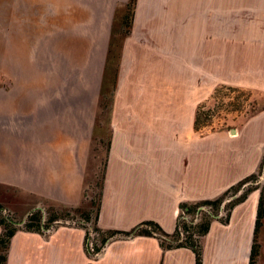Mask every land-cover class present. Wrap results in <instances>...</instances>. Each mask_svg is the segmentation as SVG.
<instances>
[{"label":"crops","instance_id":"crops-1","mask_svg":"<svg viewBox=\"0 0 264 264\" xmlns=\"http://www.w3.org/2000/svg\"><path fill=\"white\" fill-rule=\"evenodd\" d=\"M128 1L26 0L15 20L1 0L0 204L16 220L38 208L90 207L84 187L110 41ZM58 18L66 29L59 47ZM249 27L234 33L233 0H135L130 32L115 33L100 230L151 220L170 234L180 203L215 198L259 171L264 35ZM220 86L256 94L258 109L235 127L195 128L198 107ZM261 181L227 222L212 219L202 264H249ZM85 240L84 226L65 221L48 232L16 227L4 264H195L192 249L155 235L115 236L95 255ZM258 242L256 264H264V216Z\"/></svg>","mask_w":264,"mask_h":264},{"label":"rangeland","instance_id":"rangeland-1","mask_svg":"<svg viewBox=\"0 0 264 264\" xmlns=\"http://www.w3.org/2000/svg\"><path fill=\"white\" fill-rule=\"evenodd\" d=\"M8 6L11 16L16 20L18 12L23 14L26 11V0H8ZM1 4V0H0ZM125 9V8H124ZM124 12V10H123ZM122 12V14H123ZM1 16V13H0ZM63 14L58 13V17H62ZM10 17V18H12ZM58 18L57 22V37H58V47L59 41L65 36L64 22ZM233 21H234V33L240 31L239 27L241 23L247 24L249 28L246 30L249 32L250 36H255L257 34L264 35V28L257 29L251 26H256L257 24H264V0H233ZM259 22V23H258ZM117 27V25H116ZM117 30V29H116ZM43 31V30H42ZM43 34V32H42ZM113 40L112 53L109 57V65L112 69L115 67L116 55L118 53V40L117 36ZM1 67V62H0ZM42 67H47V61L42 60ZM112 75V70L108 71V77L105 79L103 88L104 91L109 92L110 90V77ZM44 79H47L45 77ZM258 109L256 94L240 89H230L228 87H222L218 89L217 92L213 93L206 101L202 102L199 110V122L198 128L203 131H209L219 128H230L235 127L242 119L251 115L254 111ZM98 125L95 131L96 140L94 141L92 148V157L90 158V164L87 169V178L84 187V202L88 206L90 201V209L92 211V219L95 215L96 201L98 199V194L100 190V169L104 163L105 149L108 141V126L107 112L103 111L98 115ZM263 169V168H262ZM261 187L264 186V176L260 183ZM230 197V196H229ZM228 198V197H227ZM231 200V199H230ZM229 201V200H228ZM226 201V202H228ZM93 204V206L91 205ZM89 209V207H88ZM87 210L84 207L76 208L73 210H61L58 214L62 217L59 220L81 218L82 211ZM208 211L205 207L198 208L194 213H188L180 211L179 221V237L174 241L172 238H167L166 242L177 243L181 242L187 233L192 232V230L185 231L182 228L183 224L190 225L195 224L201 217L202 212ZM31 216V215H30ZM48 216V212H47ZM0 220H2L0 218ZM16 221V220H15ZM14 220H9L7 222L15 226L16 222ZM26 222H33L37 225L36 221H31L28 219ZM93 228V220H90ZM16 227V226H15Z\"/></svg>","mask_w":264,"mask_h":264},{"label":"trees","instance_id":"trees-1","mask_svg":"<svg viewBox=\"0 0 264 264\" xmlns=\"http://www.w3.org/2000/svg\"><path fill=\"white\" fill-rule=\"evenodd\" d=\"M134 5H135V0H129L126 5L123 14L120 17V25L119 28L117 29V33L121 36L126 35L130 32L131 28V22L133 18V12H134ZM112 35V39L110 41V49H109V55H108V65H107V70H112V75L110 77V81L112 83V87H110V91L103 92L102 94V109L103 111H108L109 109V103L112 99V91L114 89V83H115V76H116V69L110 67L109 65V57L112 53V45H113V40L115 41V33ZM118 40V38H117ZM119 41V40H118ZM118 46V44H117ZM117 57V55L115 56ZM107 71V72H108ZM108 77V74H107ZM224 86L217 87L213 93L217 92L218 89L222 88ZM228 87V86H227ZM230 89H234L233 87H228ZM212 93V94H213ZM199 110L200 106L197 109L196 112V117L194 121V126L195 128H198V122H199ZM110 146V141H107V146L105 149V158H104V163L102 165V168L100 169V190L98 194V199L95 203L96 208H95V215L92 219V211L89 207V209L82 211V216L85 221L90 222V220H93L94 224V229L100 233L101 236V243H104L108 237H112L115 234H122V235H135V234H145V235H155L159 238L160 242L162 245H166L168 247L172 246H186L192 249V251L195 254V264H202V246H201V237L206 234L209 230L210 223L212 219L216 218L217 212L220 208L221 203L231 195L236 194L239 190L241 192L234 196L231 200L226 202L224 204V210L226 211L225 217L221 218L222 222H227L231 213V210L235 205L238 203L244 201L248 195V193L253 190L254 188H257L258 186L254 184V181L257 179V176L260 174L262 170L263 163L260 165V169L257 173H252L238 182L234 183L230 187H228L225 191H223L220 195H218L215 198L212 199H202L198 200L196 202H182L180 203V211L188 212V213H194L195 211L198 210L200 207H205L208 209V211H204L201 214L200 219L195 223V224H190L186 225L183 224L182 228L188 232V230H192V232L187 233L183 240L181 242L177 243H171V242H166L167 238H172L174 241L178 239L179 237V228H180V221H179V216L177 220L176 227L172 233H166L161 229V227L154 221L147 220L141 222L137 227L131 229L130 231H117V230H107V231H102L100 230L99 227H97V220H98V215H99V208H100V202H101V195H102V185H103V176H104V168L106 165V160H107V153L109 150ZM93 206V204H91ZM0 207L2 205L0 204ZM61 210L55 209L53 207H49L47 209L48 212V219L49 220H57L62 218L58 213ZM263 216H264V186L260 188V195L258 199V206H257V214H256V219H255V224H254V231H253V238H252V245L250 248V255H249V264H256L258 255H259V248L260 244L258 242V233L260 230V227L263 224ZM41 217V214L39 210H34L32 211L31 216H29V220L31 221H39ZM0 224L4 226V230L0 235V264H4L6 261V256H7V247L10 242V238L13 235V233L16 230V227L13 226L11 223L7 222V220L2 219L0 220ZM149 226L151 227L156 233H153L152 231L143 228V226ZM24 228L27 230H38L39 226L38 223L33 224V222H25L24 223Z\"/></svg>","mask_w":264,"mask_h":264},{"label":"built area","instance_id":"built-area-1","mask_svg":"<svg viewBox=\"0 0 264 264\" xmlns=\"http://www.w3.org/2000/svg\"><path fill=\"white\" fill-rule=\"evenodd\" d=\"M262 170H261V174L257 177V179L254 181V183L258 182L259 177L263 178L264 176V160H263V166H262ZM241 192V190H239L236 194L231 195L230 197L228 196V198H226L220 205V208L217 212V216L219 218H223L226 215V211L224 210V204L226 203V201L232 199L234 196H236L237 194H239ZM41 217L39 219V221H37L39 229H41L44 232H48L50 231L57 223L62 222V220H49L48 216H47V211L45 210V208H38ZM32 214V212H30L29 214H27V216L22 220V221H18L16 220L11 214L10 212L4 208V207H0V218L1 219H5L7 221L9 220H16L15 222V226L16 227H24V223L26 221H28L29 216ZM70 222L72 224H79L84 226L85 230H86V240H85V247L86 250L89 254L95 255L97 254L102 248L103 246L106 244V242L108 241V239L115 237V236H122V234H115L112 237H108L106 239V241L104 243H101V236L100 233L98 231H96L91 222H87L84 219L81 218H72V219H65L63 220V222ZM143 228H146L150 231H152L153 233H156L151 227L149 226H143Z\"/></svg>","mask_w":264,"mask_h":264}]
</instances>
